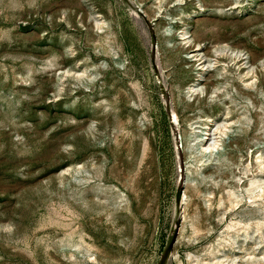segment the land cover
Masks as SVG:
<instances>
[{
	"label": "rangeland",
	"instance_id": "obj_1",
	"mask_svg": "<svg viewBox=\"0 0 264 264\" xmlns=\"http://www.w3.org/2000/svg\"><path fill=\"white\" fill-rule=\"evenodd\" d=\"M0 264H264V0H0Z\"/></svg>",
	"mask_w": 264,
	"mask_h": 264
},
{
	"label": "bare ground",
	"instance_id": "obj_2",
	"mask_svg": "<svg viewBox=\"0 0 264 264\" xmlns=\"http://www.w3.org/2000/svg\"><path fill=\"white\" fill-rule=\"evenodd\" d=\"M175 119H176V122L178 121V117L175 116ZM173 124H175V122H173ZM176 131V130H175ZM217 146V143L213 146V147H216Z\"/></svg>",
	"mask_w": 264,
	"mask_h": 264
}]
</instances>
